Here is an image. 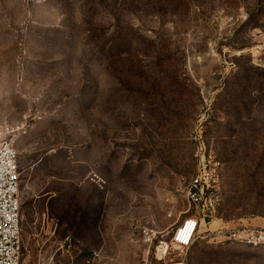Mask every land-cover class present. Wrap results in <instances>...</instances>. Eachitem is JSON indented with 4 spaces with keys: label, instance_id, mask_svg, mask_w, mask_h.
Instances as JSON below:
<instances>
[{
    "label": "rangeland",
    "instance_id": "1",
    "mask_svg": "<svg viewBox=\"0 0 264 264\" xmlns=\"http://www.w3.org/2000/svg\"><path fill=\"white\" fill-rule=\"evenodd\" d=\"M22 264H264V0H0ZM206 154L216 213L190 247Z\"/></svg>",
    "mask_w": 264,
    "mask_h": 264
},
{
    "label": "built area",
    "instance_id": "2",
    "mask_svg": "<svg viewBox=\"0 0 264 264\" xmlns=\"http://www.w3.org/2000/svg\"><path fill=\"white\" fill-rule=\"evenodd\" d=\"M221 175L211 155L203 154L198 171L187 187L188 201L198 208V214L189 215L177 226L172 242L179 247H190L202 223L216 213L220 202L218 187ZM21 199L18 149L6 138L0 125V264H22ZM235 239L257 244L264 242V231H234ZM186 241V242H185ZM143 264H152L145 259ZM166 264H187L183 257L170 258Z\"/></svg>",
    "mask_w": 264,
    "mask_h": 264
},
{
    "label": "snow or ice",
    "instance_id": "3",
    "mask_svg": "<svg viewBox=\"0 0 264 264\" xmlns=\"http://www.w3.org/2000/svg\"><path fill=\"white\" fill-rule=\"evenodd\" d=\"M186 242V241H185Z\"/></svg>",
    "mask_w": 264,
    "mask_h": 264
}]
</instances>
